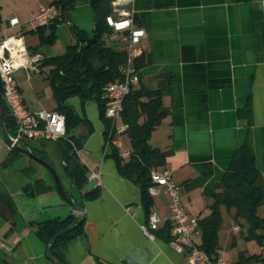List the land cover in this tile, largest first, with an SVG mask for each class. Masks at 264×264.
I'll return each instance as SVG.
<instances>
[{"label": "crops", "instance_id": "0c3cea01", "mask_svg": "<svg viewBox=\"0 0 264 264\" xmlns=\"http://www.w3.org/2000/svg\"><path fill=\"white\" fill-rule=\"evenodd\" d=\"M52 1L40 0L20 15L0 12V39L10 30L20 33L31 58L27 67L14 71L31 111L56 107L43 58L62 54L73 44V29L87 37L94 29L91 6L77 4L59 22L69 29V44L60 53L45 52L44 45L36 42L37 32L29 31L34 28L27 25L39 5ZM131 7L134 23L145 30L143 53L135 65L139 75L135 87H161L163 116L148 140L168 151L164 165L157 169L170 171L180 186L185 211L196 217L209 212L221 176L241 145L253 152L264 190V0H134ZM14 15L19 25L10 26ZM34 73L42 79H35ZM46 84L54 102L48 106L41 96ZM65 104L81 118L72 130L79 139L77 155L87 175L99 172L100 184L87 180L83 188H97L98 194L82 200L81 232L55 248L63 263L184 264L185 255L164 238L163 229L170 223L168 195L163 190L151 195L149 209L160 222L154 238L145 236L141 225L148 213L141 188L119 173L111 155L117 147L105 145L108 129L97 103L71 96ZM118 138L122 147L130 148L124 132ZM11 148L0 128V237L8 245L0 247V264H55L46 254L47 244L37 234V226L48 219L73 216L72 210L55 192L47 170L21 151L11 154ZM38 178L52 187L29 194L25 185ZM72 196L81 200L75 190ZM220 211L219 252L228 263L233 264L241 250L259 252L260 246L244 239L246 224L235 218V209L221 206ZM257 213L264 217V201ZM192 239L200 243L198 226ZM251 264H264V251L262 259Z\"/></svg>", "mask_w": 264, "mask_h": 264}, {"label": "trees", "instance_id": "16d2710c", "mask_svg": "<svg viewBox=\"0 0 264 264\" xmlns=\"http://www.w3.org/2000/svg\"><path fill=\"white\" fill-rule=\"evenodd\" d=\"M80 3H88L94 13V29L90 37L73 29L75 42L67 45L62 54L44 57L42 65L48 66L47 79L52 88V95L56 101L57 110L65 115L66 136L57 140L38 139L22 141L21 146L29 148L37 156L48 160L55 168L64 187L72 188L79 193L81 200H76L82 207V200L97 196L98 189L84 190L87 182V168L80 161L76 148L79 139L72 130L81 118L65 104L71 96H77L81 101H95L99 107V115L105 123L106 129L111 126L110 120L104 116L105 100L102 98L105 85L109 81L121 77V68L127 61L126 50L108 41L112 31L106 23V15L112 13L111 0H53L51 4L57 6L60 15L48 25H39L29 31H36L40 44L51 43L56 39V25L63 19L66 12ZM138 58L134 60L138 66ZM0 101L10 135L15 134L16 124L2 97L0 82ZM163 116L161 108V87L148 88L144 85L132 86L123 99L121 121L127 124L124 133L129 139L130 154L123 158L117 148H112L111 155L115 158L121 175L137 183L142 191L143 205L149 213L152 203L148 186L151 184L150 171L164 165L167 150L154 147L149 143V136ZM34 141V142H33ZM11 154H19L15 147ZM37 166L38 162L30 158ZM69 186H68V185ZM42 178L25 185L29 194H35L51 188ZM73 197V196H72ZM264 201V190L259 183V171L255 164V156L246 145H241L233 155L228 169H226L218 183V189L213 193V200L209 205V212L197 217L201 239L198 247L206 251L211 258H216L219 252L218 230L222 221L220 207L235 209V218L246 224L244 239L254 241L260 246L259 252H238L233 264H251L262 259L264 251V217L257 213L258 207ZM148 215V214H147ZM73 220V216L65 219H48L37 226V234L47 244L49 239L60 229L66 227ZM170 223L163 229L164 238L171 239ZM81 232V220L70 231L58 236L52 245V255L62 264V257L55 249L59 243L66 241ZM155 233H158L156 230Z\"/></svg>", "mask_w": 264, "mask_h": 264}, {"label": "built area", "instance_id": "2783aa9c", "mask_svg": "<svg viewBox=\"0 0 264 264\" xmlns=\"http://www.w3.org/2000/svg\"><path fill=\"white\" fill-rule=\"evenodd\" d=\"M134 0H111L112 13L106 15L105 20L111 28L108 41L126 50L127 61L121 68V77L109 81L103 90L102 98L105 100L104 116L110 120L105 145H115L118 154L126 158L130 150L122 147L119 134L124 132L127 124L120 121L123 99L130 88L139 81V75L134 60L142 55L141 39L145 36L143 27L137 25L132 17V3ZM129 5L128 7L120 5ZM60 15V10L53 4L39 5L33 19L37 25H49ZM10 26L19 25L17 16L9 18ZM37 55H34V57ZM36 59V58H35ZM31 58L23 44L21 34L9 33L0 39V82L2 97L13 117L16 130L10 135L13 142L50 139L57 140L66 136L65 115L57 110L39 109L29 110L18 89L14 71L19 67H27ZM12 146V145H11ZM77 152V148L75 149ZM87 180H93L95 185L100 184V174L92 170L87 175ZM151 184L148 186L150 195H155L163 190L169 197L168 208L170 211L169 244L173 249L185 255L184 264H229L222 253L216 258L198 247L192 239V234L197 228V217L189 215L181 204L180 186L176 184L169 170L153 168L150 171ZM160 222L158 214L150 211L146 222L141 225L143 234L154 238ZM0 247L8 248L7 243L0 237Z\"/></svg>", "mask_w": 264, "mask_h": 264}, {"label": "water", "instance_id": "95a60500", "mask_svg": "<svg viewBox=\"0 0 264 264\" xmlns=\"http://www.w3.org/2000/svg\"><path fill=\"white\" fill-rule=\"evenodd\" d=\"M0 128L2 131V134L4 136V138L6 139V141H8V143H10L12 145V147H15L17 150L23 152L25 155H27L28 157L32 158L33 160H35L36 162H38L41 166H43L47 172L49 173V175L52 178L53 181V185H54V190L55 192L58 194V196L70 207V209L72 210V215H73V220L70 224H68L66 227L58 230L48 241L47 245H46V254L47 256L55 263V264H62L60 261H58L51 252V248L53 243L55 242L56 238L58 236H60L61 234L68 232L70 230H72L77 223L80 220V217L83 213V208L75 202V200L72 197V192H71V188L70 189H66L63 184L61 183V180L58 176L57 171L55 170V168L51 165V163L46 160L43 159L39 156H37L36 154H34L29 148L21 146L19 143L17 142H13L8 130H7V126H6V122H5V118H4V114H3V110H2V105H1V101H0Z\"/></svg>", "mask_w": 264, "mask_h": 264}, {"label": "rangeland", "instance_id": "374dc122", "mask_svg": "<svg viewBox=\"0 0 264 264\" xmlns=\"http://www.w3.org/2000/svg\"><path fill=\"white\" fill-rule=\"evenodd\" d=\"M38 1H40V0H0V9H1L0 12H1V14H4V15L5 14L11 15L12 13H17L20 15V12L22 10L24 12L30 10L34 4L38 3ZM41 1H43L44 3L47 2V0H41ZM27 26L32 27V28H36L38 25H37L36 21L32 18V19H30ZM15 32H16L15 30L9 31V33H15ZM55 33H56V39L53 42L43 44L45 52H46V50H49V51L52 50L55 53H60L64 50L65 46L67 44H69L68 43L69 41H67V39L69 37V29L67 26H65V24H63V22L58 24V26L56 27ZM34 36L36 38V42H39L38 34L34 33ZM29 37L30 36L25 37L26 44L28 46H30V44H31ZM60 45H61V47H60ZM33 75L35 76V79H42L41 76H39L36 73H34ZM47 91H49V88L46 84L45 93H43L41 96L43 97L44 102L48 106V105L53 104L54 102H53L52 97L50 96L51 94ZM122 139H124V137ZM45 175L49 180L52 181V178H49L48 172H45Z\"/></svg>", "mask_w": 264, "mask_h": 264}, {"label": "bare ground", "instance_id": "6f19581e", "mask_svg": "<svg viewBox=\"0 0 264 264\" xmlns=\"http://www.w3.org/2000/svg\"><path fill=\"white\" fill-rule=\"evenodd\" d=\"M151 211V210H150ZM150 211H149V213H148V215L147 216H150Z\"/></svg>", "mask_w": 264, "mask_h": 264}]
</instances>
